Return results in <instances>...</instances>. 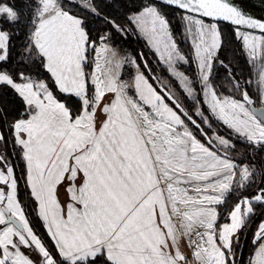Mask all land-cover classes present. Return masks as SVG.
<instances>
[{
    "label": "snow or ice",
    "instance_id": "6c2138e0",
    "mask_svg": "<svg viewBox=\"0 0 264 264\" xmlns=\"http://www.w3.org/2000/svg\"><path fill=\"white\" fill-rule=\"evenodd\" d=\"M118 6L123 22L104 15L108 28L93 39L86 16L75 10L101 17L97 0H22L19 5L0 0V19L25 26V61L50 74L59 92L76 98V107H69L45 80L0 71V86L23 103L7 124L11 141L0 131V146L6 152L11 142L19 149L30 194L54 245L50 250L31 228L17 200L13 167L0 153V185L5 186L0 188V264H235L237 233L255 215L254 205L264 207V168L251 161L238 165L228 155L235 145L203 127L211 129L215 118L264 150V35L240 31L242 26L264 34V22L227 0H119ZM172 9L192 38L198 81L178 70L189 60L171 30L166 11ZM197 17L238 26L237 38L257 69L255 96L231 71L233 95L216 90L211 72L223 44L221 32L217 23ZM132 31L179 79L188 98L194 99L197 90L203 93L208 114L192 106L199 122L167 86L158 91L135 58L112 46L113 32ZM11 39L0 29V64L10 59ZM126 63L137 69L132 84L121 79ZM90 64L94 68L88 71ZM243 83L250 86L253 80ZM3 113L0 109V120L7 122ZM257 178V193L236 202L230 222L219 225L216 206ZM252 244L249 264H264V221Z\"/></svg>",
    "mask_w": 264,
    "mask_h": 264
},
{
    "label": "trees",
    "instance_id": "16d2710c",
    "mask_svg": "<svg viewBox=\"0 0 264 264\" xmlns=\"http://www.w3.org/2000/svg\"><path fill=\"white\" fill-rule=\"evenodd\" d=\"M21 2L22 0H17L18 5ZM118 2L119 0H97L100 12L102 13L101 17L87 15L86 12L81 9L75 10L76 14L86 16L88 31L93 39L108 28V25L103 21L104 15L114 17L118 22H123V10L118 6ZM231 3L238 6L244 13L254 18L264 20V13H262L256 5L251 3L250 0H237V2L235 1ZM166 14L169 17L171 30L173 31L175 39L178 41L180 50L189 60V63L186 64V71L184 73L190 79L198 81L196 64L191 48L186 39L187 36L185 34L184 21L181 19L180 15L177 14L175 9L166 11ZM217 25L221 32L223 44L218 50V60L212 67L211 80L214 87L221 95H233V85L229 83V72L231 71L241 81V84L248 88L249 93L255 96V67L248 61L240 41L235 38L234 28L220 23H217ZM0 29L6 30L12 34L10 42V59L6 63L0 64V71L6 70L14 77L16 74L24 72L34 78L43 79L52 88L57 99L65 102L69 107H76V98L74 96L59 92L50 75L45 70L37 67L34 62L25 61L24 56L22 55V46L25 43L24 32L26 30L24 24L21 23L14 26L0 19ZM111 42L112 46L117 47L122 53H126L131 58L136 59L137 63L140 65V71L144 73L149 79V82L152 83L158 91L161 87V80H164L167 86H171L172 90H174L177 95V99H179L184 108L188 110L198 122L200 119L194 114L195 110L192 107L194 104L197 107H202L205 110V114H208L207 108L200 98L199 90H197V97L195 99H189L180 89H178L174 81L167 75L166 70L160 64L154 53L148 49L136 32H129L126 36L113 32ZM140 53H143V59L138 55ZM219 61H223V64ZM145 62L147 63V68L144 67ZM87 70H91V64ZM130 78L131 68L126 63L121 69V79L127 82ZM246 79H252L253 83L250 86L244 84L243 82ZM128 92L131 95V91L128 90ZM0 109L4 110L3 114L8 118L7 122L0 120V131H2L4 135L8 137L9 141H11L10 131L7 124L11 123L13 118L19 116L20 111L23 109V103L17 94H15L10 88L0 86ZM212 125L211 129L205 125H203V127L210 135L211 133L222 135L235 145V148L228 152L230 159L235 161L238 165H247L251 161L256 164L258 168H264V150L254 149L252 145L248 144L243 138H239L215 118L212 119ZM197 135L199 136V133H197ZM199 138L202 142L204 141V137L200 136ZM0 149L1 152L7 156L8 163L13 167L14 176L17 179V200L21 204L31 228L41 241L52 250L54 247L44 231L43 223L38 216L35 202L30 198L27 192V187L23 179V165L19 158L18 149L14 150L11 142H9L6 152L2 146H0ZM258 185H260L259 178H257L255 184L245 188H237L231 192L227 202L217 207L219 212L217 223L220 225L221 223L227 222L228 213L231 211L235 203L244 197L250 198L255 195L258 190ZM254 206L257 209L255 215L247 218L245 226L237 233L239 242L234 245L236 249V255L234 257L235 264H249L252 250L254 248V245L252 244L254 232L257 230L258 224L264 221V207H261L260 205Z\"/></svg>",
    "mask_w": 264,
    "mask_h": 264
},
{
    "label": "rangeland",
    "instance_id": "374dc122",
    "mask_svg": "<svg viewBox=\"0 0 264 264\" xmlns=\"http://www.w3.org/2000/svg\"><path fill=\"white\" fill-rule=\"evenodd\" d=\"M228 1H230V2H237V0H228ZM251 1V3H253L254 5H256V7L257 8H259L260 10H261V12L262 13H264V0H250ZM241 31H244V30H241ZM236 33V32H235ZM247 33H252V32H247ZM254 34H256V33H254ZM137 35H138V37L144 42V44L148 47V49L149 50H151L152 51V53H154V55L156 56V58L158 59V61L160 62V60H159V57L155 54V52H154V50L153 49H151L148 45H147V41L142 37V36H140L138 33H137ZM187 36V35H186ZM236 38V37H235ZM186 39H187V42H188V44H189V46H190V48H191V51H192V55H193V57H194V61H195V56H194V49H193V46H192V44H193V42H192V39H190L188 36L186 37ZM237 39V38H236ZM238 40V39H237ZM241 43V45H243V43L242 42H240ZM242 48H243V50L245 51V52H247V50L242 46ZM129 59H131V57L129 56ZM258 63V62H257ZM160 64L164 67V69L166 70V73H167V75L174 81V83H175V85L177 86V88L178 89H180L182 92H183V90H182V88H181V86H180V81H179V79L177 78V77H175V76H173V74L172 73H170L169 71H168V69H167V65L166 64H164V63H162V62H160ZM195 64H196V62H195ZM129 66H130V68H131V78H130V80L129 81H127L129 84H132V82H133V78H134V76L137 74V70L135 69V67L134 66H132L131 64H128ZM197 65V64H196ZM92 68H94V65H92L91 64V70H92ZM132 68L133 69H135V71H134V73H133V75H132ZM255 69H256V67H255ZM90 70V71H91ZM178 70H180V71H183V72H185L186 71V64H184V65H182V66H180L179 67V69ZM196 72H197V76H198V78H199V70H198V68H197V66H196ZM256 72H257V69H256ZM160 84L161 85H164V86H167V84H166V82L163 80H161L160 81ZM167 88L172 92V94H174L175 96H176V98H177V95H176V93H175V91L174 90H172V87L171 86H167ZM129 91H131V96H133V97H135V90H134V88H129L128 89ZM184 93V92H183ZM64 94V93H63ZM185 94V93H184ZM130 95V94H129ZM186 95V94H185ZM187 96V95H186ZM196 97H197V95H196ZM195 97V98H196ZM194 98V99H195ZM200 98L202 99V92H200ZM190 99V98H189ZM204 99H205V97H204ZM179 100V99H178ZM203 102V101H202ZM206 108H207V106H206ZM195 114V113H194ZM197 117V116H196ZM198 119H200V117H197ZM218 122H220V121H218ZM221 124H222V122H220ZM223 125V124H222ZM206 127H207V125H205ZM224 126V125H223ZM226 127V126H225ZM227 128V127H226ZM214 134H216V133H211V135H214ZM222 136V135H221ZM227 139V138H226ZM231 143V142H230ZM0 153H1V150H0ZM18 153H19V149H18ZM19 158H20V160H21V162H22V165H23V171H24V177H23V179H24V183H25V185H26V187H27V192H28V194H29V196H30V198L35 202V206H36V204H37V202L34 200V198L31 196V194H30V188H29V186L27 185V182H26V168H25V164H24V161L22 160V158L20 157V154H19ZM0 170H4V169H2V168H0ZM3 187H5V186H3V185H0V188H3ZM59 199L61 200V202H63L65 199H66V197L63 195V193H61V195H60V197H59ZM216 207H218V206H216ZM38 209V205L36 206V210ZM227 219H228V217H227ZM230 221L228 220L227 222H225V223H229ZM224 223H221L220 225H223ZM259 225V224H258ZM45 227V228H44ZM43 228H44V231H45V233H46V235H47V237L49 238V236H48V234H47V230H46V225H45V223L43 222ZM255 233V232H254ZM50 240V239H49ZM52 243V242H51ZM52 245H53V243H52ZM53 247H54V245H53ZM25 251V254L26 255H29L33 260H38V256H37V254L34 252V251H29V250H27V249H25L24 250Z\"/></svg>",
    "mask_w": 264,
    "mask_h": 264
},
{
    "label": "crops",
    "instance_id": "0c3cea01",
    "mask_svg": "<svg viewBox=\"0 0 264 264\" xmlns=\"http://www.w3.org/2000/svg\"><path fill=\"white\" fill-rule=\"evenodd\" d=\"M198 18V17H197ZM204 20V19H203ZM204 22L205 23H213V22H210V21H207V20H204ZM184 24H185V22H184ZM185 27H186V25H185ZM241 31V30H240ZM236 29H234V35H235V37L237 38V35H236ZM242 33H247L248 31H241ZM248 34H251V35H256V36H261V34H254V33H248ZM190 39H192L191 37H189ZM240 42H242V39H239V38H237ZM243 46V45H242ZM114 47V46H113ZM115 48H117V47H115ZM118 49V48H117ZM119 50V49H118ZM120 51V50H119ZM245 52V51H244ZM120 54L122 55V56H127L128 58H129V56H128V54H126V53H122L121 51H120ZM245 54H246V56H247V59H248V61H249V57H248V53L247 52H245ZM257 62H259V61H257ZM252 64V63H251ZM253 65V64H252ZM197 66V65H196ZM136 69V68H135ZM135 69H133L132 68V75H133V73H134V71H135ZM137 70V69H136ZM50 75V74H49ZM202 101H204V95H203V93H202ZM206 106V105H205ZM1 150V149H0ZM2 153V152H1ZM36 206H37V204H36ZM37 213H38V209H37ZM39 216V215H38ZM40 218V217H39ZM41 219V218H40ZM41 221H42V223H43V220L41 219ZM45 228V227H44ZM46 230H47V228H46ZM181 251L186 255V256H188L190 259H191V250L186 246V244H182L181 245Z\"/></svg>",
    "mask_w": 264,
    "mask_h": 264
},
{
    "label": "water",
    "instance_id": "95a60500",
    "mask_svg": "<svg viewBox=\"0 0 264 264\" xmlns=\"http://www.w3.org/2000/svg\"><path fill=\"white\" fill-rule=\"evenodd\" d=\"M227 2H228L229 4H231L232 6L236 7L237 9L241 10L238 6L232 4L230 1L227 0ZM241 11H242V10H241ZM242 12H243V11H242ZM243 13H244V12H243ZM244 14H245L246 16H248V17H251V18H253V19L259 21V22H264V20H262V19L254 18V17H252V16H250V15H248V14H246V13H244ZM198 18H201V17H198ZM201 19H204V20H207V21H210V22H213V23L225 24V25H228V26H230V27H232V28H234V29H237V27H238V26L232 25L230 22H227V21H216V20H212L211 18H207V17H203V18H201ZM240 30H244V31H248V32L257 33V34H261V35H262V33H261L258 29H247V28H244V27L240 26Z\"/></svg>",
    "mask_w": 264,
    "mask_h": 264
}]
</instances>
